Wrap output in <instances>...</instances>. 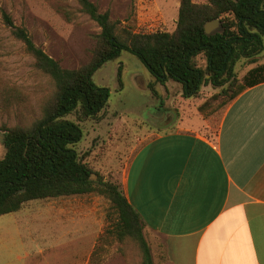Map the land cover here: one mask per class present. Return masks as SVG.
I'll return each mask as SVG.
<instances>
[{"label": "rangeland", "instance_id": "rangeland-1", "mask_svg": "<svg viewBox=\"0 0 264 264\" xmlns=\"http://www.w3.org/2000/svg\"><path fill=\"white\" fill-rule=\"evenodd\" d=\"M91 1L100 12L109 11L113 20L136 32H173L181 0ZM1 8L16 25L29 30L37 45L68 69H78L89 62L97 43L95 36L101 31L88 15L77 11L78 0H0V159L6 152L3 127L27 126L42 118L44 105L56 90L54 80L36 66L23 42L4 25ZM63 8L76 10V16L68 19ZM222 26L223 22L219 29ZM196 61L202 68L207 65L204 54ZM260 65H264V48L237 62L238 82L230 96H218L221 90L209 84L203 86L199 97L186 98L182 85L174 80L152 87L155 78L149 69L136 55L123 51L93 76L97 85L110 89L108 105L100 118H83L80 110L68 115L85 132L77 150L104 180L123 184L128 159L143 142L146 132H163L182 125L215 138L227 107L246 87L244 77L251 68ZM137 76L142 77L141 81ZM59 204L64 206L65 213L58 218ZM110 205L106 196L94 192L32 200L19 211L1 216L0 264H89L87 260L93 251H85L84 244L76 247L68 243V238L75 231L78 233L72 240L89 238L84 233L86 209L92 211L97 221L104 220V232ZM73 215L75 220L71 218ZM124 245L129 250H124ZM101 251H107L106 255L102 261L95 259L94 264H142L141 250L129 238L124 243L112 239Z\"/></svg>", "mask_w": 264, "mask_h": 264}, {"label": "trees", "instance_id": "trees-1", "mask_svg": "<svg viewBox=\"0 0 264 264\" xmlns=\"http://www.w3.org/2000/svg\"><path fill=\"white\" fill-rule=\"evenodd\" d=\"M78 2L77 11L101 28L95 36L97 43L91 59L78 69L64 68L34 42L25 26L16 25L1 8L4 25L23 42L36 66L54 80L56 90L45 103L42 118L27 126L3 127L6 152L0 159V217L19 211L32 200L97 192L106 196L111 205L108 225L89 264H94L95 259L103 260L107 251L101 249L112 239L124 243L128 238L138 244L142 264H154L142 217L126 197L122 183L104 180L79 153L77 145L85 132L68 115L80 110L83 118H100L108 105L110 89L97 85L93 76L123 51L136 55L149 69L155 78L152 87L174 80L182 85L184 97L194 98L200 96L204 85L210 84L221 90L218 96H230L238 82L237 62L264 48V0H181L173 32H136L113 20L109 11L100 12L91 0ZM63 13L68 19L76 16L73 9L63 8ZM215 19L222 20V28L207 34L206 23ZM201 54L207 60L205 68L196 61ZM262 81L264 65L244 77L246 87Z\"/></svg>", "mask_w": 264, "mask_h": 264}, {"label": "crops", "instance_id": "crops-1", "mask_svg": "<svg viewBox=\"0 0 264 264\" xmlns=\"http://www.w3.org/2000/svg\"><path fill=\"white\" fill-rule=\"evenodd\" d=\"M143 135L122 185L144 221L154 264H264V81L235 96L213 140L182 125ZM91 212L89 238L73 241L75 231L67 241L85 251H94L105 225Z\"/></svg>", "mask_w": 264, "mask_h": 264}, {"label": "water", "instance_id": "water-1", "mask_svg": "<svg viewBox=\"0 0 264 264\" xmlns=\"http://www.w3.org/2000/svg\"><path fill=\"white\" fill-rule=\"evenodd\" d=\"M221 25H222L221 19H215V20L209 21L205 25V31L207 34H211L217 31Z\"/></svg>", "mask_w": 264, "mask_h": 264}]
</instances>
